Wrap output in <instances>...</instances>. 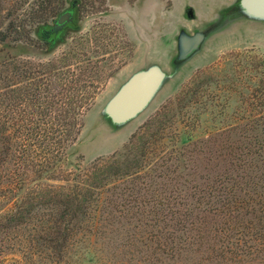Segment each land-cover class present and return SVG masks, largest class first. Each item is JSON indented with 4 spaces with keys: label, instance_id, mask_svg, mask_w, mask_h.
Here are the masks:
<instances>
[{
    "label": "trees",
    "instance_id": "obj_1",
    "mask_svg": "<svg viewBox=\"0 0 264 264\" xmlns=\"http://www.w3.org/2000/svg\"><path fill=\"white\" fill-rule=\"evenodd\" d=\"M69 2L0 0V264H70L79 245L124 228L123 246L152 260L199 254L206 263L264 264V137L247 135L241 153H217L205 174L191 158L214 140L171 136L163 149L167 121L158 113L124 151L85 166L72 159L114 67V56L99 55L101 33L47 61L9 53L37 32L42 40ZM88 256L82 262L95 264Z\"/></svg>",
    "mask_w": 264,
    "mask_h": 264
},
{
    "label": "rangeland",
    "instance_id": "obj_2",
    "mask_svg": "<svg viewBox=\"0 0 264 264\" xmlns=\"http://www.w3.org/2000/svg\"><path fill=\"white\" fill-rule=\"evenodd\" d=\"M70 2L65 10L70 8ZM238 2L89 0L84 7H76L75 29L67 28L57 39L45 44L38 39L37 32L33 34L35 41L19 44L18 49H9V53L31 61H47L68 55L70 48L83 43L81 38L89 39L88 44L80 48L85 49L91 45L95 30L98 31L104 45L99 55L114 56L115 62L108 74L111 76L98 84L100 93L84 117L72 158L75 163L85 166L124 151L132 136L159 113L160 118L167 121L163 134L168 141L165 138L163 149L171 144V136L214 140L210 145L205 143V149L191 158L192 166L205 173V169L214 170L217 153H241L247 135L264 137V96L261 93L264 20L238 11ZM53 22L50 21L48 27ZM181 32L188 36L202 34L203 41L192 56L176 64L177 38ZM154 65L164 71L166 79L153 100L134 120L120 127L112 126L102 113L105 104L134 73ZM194 101L197 104L192 108ZM252 119L258 121L255 129L246 131ZM198 144L202 146L204 142ZM194 180L202 182L197 176ZM143 197L141 199H155L152 193ZM124 229H120L121 233L116 234L114 230L101 238L92 237L91 241L79 245L78 251L69 257L70 264H84L85 251L89 252L88 260H94L95 264H214L203 262L199 254L181 257L179 262L162 256L152 260L145 255L131 254L129 251L134 249L123 246Z\"/></svg>",
    "mask_w": 264,
    "mask_h": 264
},
{
    "label": "water",
    "instance_id": "obj_3",
    "mask_svg": "<svg viewBox=\"0 0 264 264\" xmlns=\"http://www.w3.org/2000/svg\"><path fill=\"white\" fill-rule=\"evenodd\" d=\"M76 2L63 11L51 26L41 31L42 40L59 37L75 22ZM237 10L244 15L264 20V0H239ZM190 16V14H189ZM203 35L196 33L188 36L181 32L177 38V57L174 63H182L200 47ZM166 79V74L156 65L134 73L121 85L103 108V115L112 126L120 127L138 117L150 104Z\"/></svg>",
    "mask_w": 264,
    "mask_h": 264
},
{
    "label": "flooded vegetation",
    "instance_id": "obj_4",
    "mask_svg": "<svg viewBox=\"0 0 264 264\" xmlns=\"http://www.w3.org/2000/svg\"><path fill=\"white\" fill-rule=\"evenodd\" d=\"M50 38H52V37H50ZM50 38H49V39H50ZM49 39H48V40H49Z\"/></svg>",
    "mask_w": 264,
    "mask_h": 264
}]
</instances>
